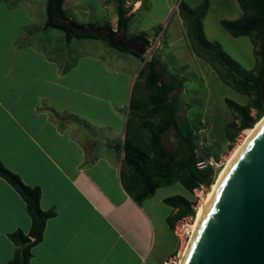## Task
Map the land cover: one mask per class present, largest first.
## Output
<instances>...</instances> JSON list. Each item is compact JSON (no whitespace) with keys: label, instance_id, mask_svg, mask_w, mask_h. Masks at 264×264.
I'll return each instance as SVG.
<instances>
[{"label":"crops","instance_id":"0c3cea01","mask_svg":"<svg viewBox=\"0 0 264 264\" xmlns=\"http://www.w3.org/2000/svg\"><path fill=\"white\" fill-rule=\"evenodd\" d=\"M162 1L65 0L64 11L78 24L116 33L123 5L133 15L129 36L148 39L166 27L171 41H191L177 2L164 0L167 13L156 17ZM47 4L0 0V164L41 189L43 211H56L30 264H139L152 219L168 224L177 212L164 202L172 194L157 196L169 186L138 205L124 185L123 144L141 123L130 117V106L136 86H144L139 76L145 62L102 39L67 42L65 34L45 29ZM155 39L161 41L159 33ZM31 226L25 201L0 177V264L15 255L9 234H27Z\"/></svg>","mask_w":264,"mask_h":264},{"label":"trees","instance_id":"16d2710c","mask_svg":"<svg viewBox=\"0 0 264 264\" xmlns=\"http://www.w3.org/2000/svg\"><path fill=\"white\" fill-rule=\"evenodd\" d=\"M47 1L45 29L64 32L67 42L74 38L102 39L114 46L106 37L111 27L78 24L66 15L65 0ZM238 2L244 16L234 21L222 20L221 25L235 38L254 37L253 44L259 48L257 56L261 58L260 69L243 70L224 52L220 43L207 40L202 26V19L207 14L206 10L195 16L194 10L184 6L183 9L180 7L181 17L188 25L187 33L194 53L212 66L224 84L243 95L253 97V101L246 105L230 98L226 99L227 106L235 114L234 120L225 126L226 138L231 143L235 142L242 131L253 129L264 117L261 96V87L264 83V0H238ZM117 12L119 21L116 34H122L126 40L143 39L148 47L150 41L145 37L128 35V27L133 18L129 10L123 5H119ZM84 29L87 30L83 32ZM116 48L127 51L120 47ZM127 52L134 53L145 62L139 78L143 80V87L149 92V95L143 98L140 104L132 100L130 106V117L141 122L137 126V134L140 136L144 129L146 133L141 135V140H137L135 134L133 138L128 135L124 141L123 164L128 169L126 180H124L126 191L138 205L154 197L159 188L170 186L176 182H180L189 192H193L205 182L196 173L194 166L189 163L188 147L179 137V134L182 133L186 139L191 141L194 150L196 149L193 127L187 117L179 115L180 92L185 82L177 75L169 74L161 55L154 54L150 60L145 61L146 58L141 52L135 50ZM252 109L257 111L255 117L251 114ZM171 129L177 133V146L172 149L164 143ZM146 136L149 138L147 143L144 142ZM200 173L211 176L214 174V170L212 166L207 165L205 169L200 170ZM0 177L6 180L23 198L32 219L29 233L17 230L9 234L10 240L16 246L14 258L9 264H30L31 251L43 241L46 223L56 216V211H43L40 206L41 189L27 186L17 174L8 170L3 164H0ZM164 202L177 210L167 219L172 231H174L176 223L196 215L190 200L184 196L167 197Z\"/></svg>","mask_w":264,"mask_h":264},{"label":"rangeland","instance_id":"374dc122","mask_svg":"<svg viewBox=\"0 0 264 264\" xmlns=\"http://www.w3.org/2000/svg\"><path fill=\"white\" fill-rule=\"evenodd\" d=\"M170 2H177L178 8L181 5V9L187 7V9L194 10L195 16L203 10L208 12L210 7L209 13L205 15L206 18L202 19L203 33L207 40L220 43L224 52L236 61L243 70L260 69L261 58L257 56L259 48L253 44L254 37L235 38L225 31L221 25L222 20L234 21L244 16L238 0H170ZM167 10L168 8L163 0L158 5V15L156 17L162 18L166 15ZM173 26L176 28L174 22L171 28ZM51 31L58 36L59 34L64 35V32L59 30L53 29ZM166 31H168L166 27L156 29L153 31L154 33L148 36L150 40L148 47L141 43V45L134 48L148 60L154 54L161 55L169 74L177 75L185 82L180 92L181 105L179 115L187 117L193 127L197 161L198 163L212 166L214 174L212 175L211 184H213L225 168L227 156L243 134L242 131L234 143L229 142L226 138L225 126L235 118V114L226 104V99L230 98L242 105H246L253 101V97L243 95L224 84L212 66L193 53L191 41H171L168 39ZM175 31H178V29H175ZM157 33H159L161 41H156ZM103 41L109 44L107 41ZM171 42L173 44H170ZM78 49L82 52L84 48L79 47ZM145 49L146 51H144ZM183 60H190L191 62L184 64L185 61ZM140 85H142V81L136 86L134 94V101L137 104L142 103L141 100L149 94V92H146L145 87ZM251 114L255 117L257 111L252 109ZM141 135L136 134L137 140H141ZM148 141L149 138L146 136L144 142L147 143ZM176 142V131L171 129L164 143L172 149V147L177 146ZM211 186L208 189L206 183H204L199 188L194 189L193 192H189L181 183H176L167 187V192L158 193L157 196L159 197L166 193L172 194L170 197L185 196L190 200L196 215L195 217L184 218L176 223L173 234L166 222L163 221L161 224H157L152 217L154 223L153 232L147 242L148 246L140 252L144 259L139 264H162L166 254L174 249L176 243L175 252L171 253L164 264H178L180 262L181 253L184 252L192 240L191 227L198 218L202 198L210 190Z\"/></svg>","mask_w":264,"mask_h":264},{"label":"water","instance_id":"95a60500","mask_svg":"<svg viewBox=\"0 0 264 264\" xmlns=\"http://www.w3.org/2000/svg\"><path fill=\"white\" fill-rule=\"evenodd\" d=\"M106 37L127 51L139 42L146 46L143 39L126 41L112 29ZM261 96L264 106V83ZM179 137L209 189L212 175L200 173L206 164L197 162L191 141ZM245 144L223 175L182 264H264V122Z\"/></svg>","mask_w":264,"mask_h":264},{"label":"bare ground","instance_id":"6f19581e","mask_svg":"<svg viewBox=\"0 0 264 264\" xmlns=\"http://www.w3.org/2000/svg\"><path fill=\"white\" fill-rule=\"evenodd\" d=\"M264 122V117L254 126L253 129H247L243 131V134L241 135V138L238 140V142L236 143L234 149L229 153V155L227 156V163L225 168L221 171V173L219 174V177L216 179V181L212 184L210 190H208L205 193V196L202 198V201L200 203L199 206V215L198 218L196 220V222L194 223V225L191 227L192 228V238L194 237L201 221L203 220V218L205 217L208 207L210 205V203L212 202V199L214 197V194L217 190V187L223 177V175L225 174V172L227 171V169L229 168V166L232 164V162L234 161V159L236 158V156L239 154V152L242 150V148L246 145L245 143H247L250 138L254 135V133L256 132V130L262 125V123ZM192 242V240H191ZM190 242V244H191ZM190 244L187 245L188 247L185 248L184 252L181 253L180 255V262L178 264H182L184 257L186 256V253L190 247Z\"/></svg>","mask_w":264,"mask_h":264},{"label":"built area","instance_id":"2783aa9c","mask_svg":"<svg viewBox=\"0 0 264 264\" xmlns=\"http://www.w3.org/2000/svg\"><path fill=\"white\" fill-rule=\"evenodd\" d=\"M206 166H207V164L204 167H206Z\"/></svg>","mask_w":264,"mask_h":264},{"label":"flooded vegetation","instance_id":"af4514ba","mask_svg":"<svg viewBox=\"0 0 264 264\" xmlns=\"http://www.w3.org/2000/svg\"><path fill=\"white\" fill-rule=\"evenodd\" d=\"M138 45H140V44H138ZM178 130V129H177ZM176 135H177V133H176Z\"/></svg>","mask_w":264,"mask_h":264}]
</instances>
